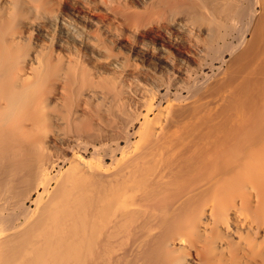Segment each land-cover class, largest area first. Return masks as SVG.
I'll return each mask as SVG.
<instances>
[{"label":"bare ground","instance_id":"obj_1","mask_svg":"<svg viewBox=\"0 0 264 264\" xmlns=\"http://www.w3.org/2000/svg\"><path fill=\"white\" fill-rule=\"evenodd\" d=\"M0 264H264V0H0Z\"/></svg>","mask_w":264,"mask_h":264},{"label":"rangeland","instance_id":"obj_2","mask_svg":"<svg viewBox=\"0 0 264 264\" xmlns=\"http://www.w3.org/2000/svg\"><path fill=\"white\" fill-rule=\"evenodd\" d=\"M35 197V196H34Z\"/></svg>","mask_w":264,"mask_h":264}]
</instances>
